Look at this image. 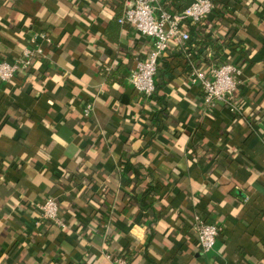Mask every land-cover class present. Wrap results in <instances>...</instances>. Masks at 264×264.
I'll list each match as a JSON object with an SVG mask.
<instances>
[{"label": "crops", "instance_id": "0c3cea01", "mask_svg": "<svg viewBox=\"0 0 264 264\" xmlns=\"http://www.w3.org/2000/svg\"><path fill=\"white\" fill-rule=\"evenodd\" d=\"M125 1L0 0V61L50 39L29 70L0 80V264H264V0H215L187 25L190 40L158 68V114L127 82L152 39L118 22ZM191 1L154 4L175 14ZM226 62L243 69L235 115L209 109L188 78ZM119 67L123 81H108ZM125 152L149 171L146 210L129 198L138 180ZM51 196L64 226L36 224ZM199 213L219 225L208 253Z\"/></svg>", "mask_w": 264, "mask_h": 264}, {"label": "built area", "instance_id": "2783aa9c", "mask_svg": "<svg viewBox=\"0 0 264 264\" xmlns=\"http://www.w3.org/2000/svg\"><path fill=\"white\" fill-rule=\"evenodd\" d=\"M155 0H126L118 22L130 25L140 35L152 39L149 55L144 60L137 61L127 78V82L139 94L151 98L156 91V75L162 57L171 45L183 46L191 38L187 25L196 26L215 10V0H192L179 13H170L154 4ZM42 37L50 42L45 33L30 38L31 45L24 48L22 55L16 61H0V80L12 82L18 72L29 70L36 56H45V49L38 39ZM243 69L230 62L220 65H210L208 68L193 67L189 72V82L199 85L204 95V102L212 109L215 101L225 104L228 111L235 115L237 106L232 103L231 97L242 83ZM94 106L88 103L83 110L89 116ZM41 215L36 224L48 220L63 225L59 202L55 197H46L38 204ZM198 232V244L203 253L212 251L219 236V225L202 214L194 217ZM114 264H129L126 255L111 256Z\"/></svg>", "mask_w": 264, "mask_h": 264}, {"label": "trees", "instance_id": "16d2710c", "mask_svg": "<svg viewBox=\"0 0 264 264\" xmlns=\"http://www.w3.org/2000/svg\"><path fill=\"white\" fill-rule=\"evenodd\" d=\"M189 26H191V25H189ZM163 58H164V56L162 57L161 61L163 60ZM122 68L123 67H119V69H115V70H111V71L105 70L103 72V74H104V76H106L108 81H112V79H119L117 76L122 75ZM122 81H123V78L119 79V82H122ZM156 91H157V86H156ZM156 91L153 94V96L151 97V99H155L154 102L157 103V105H159V109L157 110V114H158V113H161L164 111V108L166 107L167 104H166V100H165L164 96L163 97L155 96ZM124 156L126 158V161L131 164V167L133 169V174H134L135 178L138 180L137 184H135L134 187L132 188V194L129 195V198L131 200H133V204H139L140 210H146L150 205L146 199L155 189L154 185L151 183V181H148V182L146 181V178H148L146 176H148L149 171L145 168V166H143V164H141V163L135 164L133 162V159L137 156V153H130L129 154V153L125 152ZM139 185H143V188H144L143 191L141 192V196H138L137 195L138 193L136 191L137 187ZM108 241H111V238H108Z\"/></svg>", "mask_w": 264, "mask_h": 264}]
</instances>
